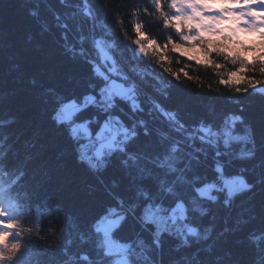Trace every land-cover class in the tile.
I'll use <instances>...</instances> for the list:
<instances>
[{
    "label": "trees",
    "instance_id": "trees-1",
    "mask_svg": "<svg viewBox=\"0 0 264 264\" xmlns=\"http://www.w3.org/2000/svg\"><path fill=\"white\" fill-rule=\"evenodd\" d=\"M179 1L0 0V264H121L99 229L111 207L122 215L110 236L125 245L126 264H264V92L253 88L264 59L203 63L174 50L183 38L262 47L264 25L245 36L227 22L210 37ZM101 39L137 106L116 94L104 110ZM137 40L148 45L142 55ZM67 101L79 107L59 119ZM108 113L129 133L96 154L72 124L95 134ZM230 116L238 140L215 146L193 134ZM238 175L247 187L219 188ZM207 184L217 187L201 195ZM180 201L183 229L157 231L147 207Z\"/></svg>",
    "mask_w": 264,
    "mask_h": 264
},
{
    "label": "rangeland",
    "instance_id": "rangeland-1",
    "mask_svg": "<svg viewBox=\"0 0 264 264\" xmlns=\"http://www.w3.org/2000/svg\"><path fill=\"white\" fill-rule=\"evenodd\" d=\"M183 2V4H182ZM180 13L187 20L193 21L201 33L210 37L215 36L219 32V24L230 17L232 28L225 26L227 29H232L233 32H239L242 35H249L253 32L255 24L264 25V0H180ZM83 11L88 12L87 2H83ZM215 9V10H214ZM93 39V36H92ZM135 53L142 55L146 52L148 45L141 41H134ZM97 57L101 63H96V69L104 77V84L108 90H113L115 94L127 98L132 106H137L135 99V89L131 79L122 71L118 61L113 58L109 52V44L101 39L96 41ZM174 50L188 59L198 62L207 63L212 54L227 56L228 59L238 60L242 64L261 62L264 59V46L256 48L236 47V44L218 43L215 40L208 41L204 44L194 43V40L183 38L182 41L175 45ZM253 88L257 91L264 92V81L254 84ZM116 98V97H115ZM79 104L74 101L65 102L59 110V119H71L73 113L78 109ZM238 120L236 116L228 117L223 126L219 129H213L209 126H204L201 130L194 129L193 134L201 139L212 143L215 146L220 144L227 145L230 141L238 140L241 136L234 132L233 124ZM118 128L115 134L106 139L100 137V132L105 130L109 125ZM74 134L84 139L83 147L89 148L90 144L97 145L95 153L98 154L103 147H113L125 138L129 131L127 128L114 116H110L109 121L95 134L89 131L87 123L75 122L72 124ZM93 138V139H92ZM242 176L222 177L220 189L225 190L229 195L247 187L246 181H242ZM244 179V178H243ZM216 184H207L198 188L201 195H211V190L216 188ZM115 207H111L100 218L99 229L103 232L105 238V248L107 253L115 255V261L121 264L127 263L125 256L126 247L124 244L113 240L110 236V231L118 224L122 215L113 213ZM145 215L148 219L154 222L156 230L168 229L170 231L179 232L183 229L181 223L184 217V205L180 201L172 209H165L159 205L148 206ZM186 230H193L189 226H185Z\"/></svg>",
    "mask_w": 264,
    "mask_h": 264
},
{
    "label": "built area",
    "instance_id": "built-area-1",
    "mask_svg": "<svg viewBox=\"0 0 264 264\" xmlns=\"http://www.w3.org/2000/svg\"><path fill=\"white\" fill-rule=\"evenodd\" d=\"M99 98L101 101V104L104 108V110H109L110 107H112V105L115 103V92L113 90H108V88H106V84H102V86L99 89ZM59 110L58 109V113H57V117L59 118ZM111 114L108 113L107 116V120L109 121ZM72 131V130H71ZM118 131V128L113 127L112 125H109L105 130H102L100 132V137L106 139L107 137L111 136L112 134H115ZM72 134L78 138L79 136L77 134H74V132L72 131ZM93 139V138H92Z\"/></svg>",
    "mask_w": 264,
    "mask_h": 264
},
{
    "label": "bare ground",
    "instance_id": "bare-ground-1",
    "mask_svg": "<svg viewBox=\"0 0 264 264\" xmlns=\"http://www.w3.org/2000/svg\"><path fill=\"white\" fill-rule=\"evenodd\" d=\"M242 178V177H241ZM242 181H244L245 182V180L242 178Z\"/></svg>",
    "mask_w": 264,
    "mask_h": 264
},
{
    "label": "water",
    "instance_id": "water-1",
    "mask_svg": "<svg viewBox=\"0 0 264 264\" xmlns=\"http://www.w3.org/2000/svg\"><path fill=\"white\" fill-rule=\"evenodd\" d=\"M136 90V89H135Z\"/></svg>",
    "mask_w": 264,
    "mask_h": 264
}]
</instances>
